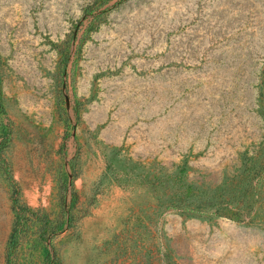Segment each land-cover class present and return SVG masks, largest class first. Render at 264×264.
Listing matches in <instances>:
<instances>
[{"label": "rangeland", "instance_id": "obj_1", "mask_svg": "<svg viewBox=\"0 0 264 264\" xmlns=\"http://www.w3.org/2000/svg\"><path fill=\"white\" fill-rule=\"evenodd\" d=\"M0 97L20 203L59 230L31 218L15 264H264V203L247 225L159 192L264 156V0H0ZM11 193L0 164V264Z\"/></svg>", "mask_w": 264, "mask_h": 264}, {"label": "trees", "instance_id": "obj_2", "mask_svg": "<svg viewBox=\"0 0 264 264\" xmlns=\"http://www.w3.org/2000/svg\"><path fill=\"white\" fill-rule=\"evenodd\" d=\"M91 13L92 11L88 15ZM96 19L98 16L94 15L93 19L88 21L85 32L93 27ZM0 113L6 116L1 97ZM5 144L0 142V153ZM0 164L12 187L10 199L14 213L13 227L6 247V264H15L16 251L25 237L27 222L31 218L40 223L37 237L48 249H53L52 242L59 234V230L52 224L48 214L43 211L35 212L20 203L19 188L13 181L8 164L1 154ZM173 180L174 183L169 185L168 179L162 178L159 182V192L165 206L180 215L223 217L247 225L259 220V209L264 203V156L260 154L247 156L236 172L228 174L222 180L216 179L211 172H204L192 179L177 173ZM69 212L70 210L64 213L67 222H70ZM48 256V261L53 263L55 253L52 252Z\"/></svg>", "mask_w": 264, "mask_h": 264}]
</instances>
